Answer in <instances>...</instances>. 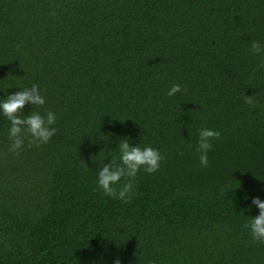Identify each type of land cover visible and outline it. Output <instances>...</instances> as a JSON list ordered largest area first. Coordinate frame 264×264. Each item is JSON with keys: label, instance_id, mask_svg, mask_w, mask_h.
Masks as SVG:
<instances>
[{"label": "trees", "instance_id": "trees-1", "mask_svg": "<svg viewBox=\"0 0 264 264\" xmlns=\"http://www.w3.org/2000/svg\"><path fill=\"white\" fill-rule=\"evenodd\" d=\"M252 40L264 0H0V103L35 84L46 102L22 116L56 114L50 141L16 155L0 113V264H264L245 227L264 201ZM203 128L221 133L207 167ZM123 138L164 157L129 203L97 184Z\"/></svg>", "mask_w": 264, "mask_h": 264}, {"label": "clouds", "instance_id": "clouds-1", "mask_svg": "<svg viewBox=\"0 0 264 264\" xmlns=\"http://www.w3.org/2000/svg\"><path fill=\"white\" fill-rule=\"evenodd\" d=\"M51 15H55V12H52ZM250 52L264 56V45L259 41L252 40ZM260 66L264 67V62ZM181 91V85L175 84L169 89L167 94L172 97ZM254 96L247 95L244 98L245 102L250 106H254ZM45 102V97L41 94L39 86L33 84L31 88H23V91L7 96L0 103V113L11 123L8 132V137L11 141L10 152L19 155L26 139L29 142V146H39L40 144L48 143L55 135L56 128L53 127L56 123L55 113L49 111L46 115H41L39 112L32 111L29 115L22 116L27 104L38 107L43 106ZM220 136L221 133L219 131L208 128H203L199 131L197 152L199 153L201 166L207 167L209 165L208 153L212 149V141ZM118 151L120 162L117 163L116 159L112 158L110 163H103L98 171L97 184L106 196L129 203L134 195L133 181L138 172L141 169L149 174L157 172L164 157L159 150L150 146L144 148L139 145L133 146L129 143V138L120 140ZM122 179H126L127 182L118 189L115 186ZM245 199H248V197L246 196ZM253 203L258 207L259 215L251 217L245 227L250 230V235L253 239L258 243H264V201L256 198ZM115 264H121L119 257L115 260Z\"/></svg>", "mask_w": 264, "mask_h": 264}]
</instances>
